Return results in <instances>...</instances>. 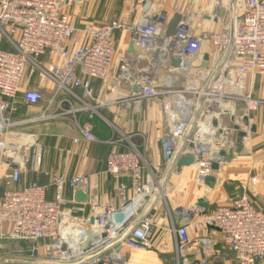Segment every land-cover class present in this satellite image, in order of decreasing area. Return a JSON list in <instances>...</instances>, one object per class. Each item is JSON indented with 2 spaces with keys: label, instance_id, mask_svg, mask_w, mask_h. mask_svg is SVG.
I'll return each mask as SVG.
<instances>
[{
  "label": "built area",
  "instance_id": "obj_1",
  "mask_svg": "<svg viewBox=\"0 0 264 264\" xmlns=\"http://www.w3.org/2000/svg\"><path fill=\"white\" fill-rule=\"evenodd\" d=\"M133 7L134 4L130 5L118 20L100 26L86 23L78 29L62 11L59 0H0V32L10 41L13 35H18L13 50L0 49V153L7 164L0 177L5 187L0 191V237L8 225L10 239L30 242L49 239L58 264H127L121 248L144 250L152 238L150 206L144 213L142 209L157 188L154 176L144 171L138 150L129 147L107 155L106 171L115 179L128 175L132 196L122 195L117 208L95 207L92 225L89 218L74 222L72 212L62 209L66 186L87 194L88 176L68 179L63 174L43 171L46 184L32 182L13 189L21 174L38 171L42 160V148L32 138H25L20 145L12 143L6 134L14 125L10 115L17 108L16 96L28 63H33L45 80H52L59 88H81L84 97L93 95L91 78L99 79L107 89L127 85L133 98L160 97L168 128L162 144L164 166L174 171L180 159L193 155L201 182L213 163L222 162L220 151H226L238 139L237 134L230 136L238 129L220 127L221 118L233 115L236 104L246 115L259 104L248 83L255 75L264 76V0H233L227 7V22L217 32L195 34L190 19L181 18L171 36L165 35L170 19L166 12L144 15L146 22H140L132 18ZM123 30L129 32L140 53L120 54L114 83L108 84L116 49L115 32ZM80 31L88 40L68 45ZM204 42L213 46V55L211 59L209 56L207 67L202 68ZM44 54L54 57L55 62L45 67L33 62L34 57ZM175 57L179 58L176 67L172 65ZM176 76L182 78L179 87L174 85ZM23 99L34 105L44 101L45 96L40 87L28 88ZM122 99L121 95L109 100L98 97L97 104ZM238 120L243 125L242 132L251 131L242 117ZM78 128L84 139L94 138L90 124ZM50 186L54 191L52 199L47 198ZM90 202L97 205L93 198ZM229 203L208 212L196 204L181 207V224L173 230L180 264H190L186 252L191 240L186 228L196 215L197 225L219 233L234 253V264L264 261V211L257 209L245 194ZM85 224L91 233L107 236L98 242L91 238L88 248L82 250L80 245L89 236L83 228Z\"/></svg>",
  "mask_w": 264,
  "mask_h": 264
},
{
  "label": "crops",
  "instance_id": "obj_2",
  "mask_svg": "<svg viewBox=\"0 0 264 264\" xmlns=\"http://www.w3.org/2000/svg\"><path fill=\"white\" fill-rule=\"evenodd\" d=\"M62 11L71 23L78 29L89 23L100 26L120 19L127 8L134 4L132 18L140 21L143 2L146 0H129L126 4L114 0H59ZM150 8L145 13L154 15L166 12L168 16L180 13L182 18H189L195 34L201 32L220 31L227 22L228 4L233 0H149ZM243 2L244 0H237ZM146 18V17H145ZM18 35H13L11 41L0 32V49L13 50ZM88 36L81 31L67 44L70 46L83 44ZM131 41L127 30L115 32V55L109 69L108 84H113L118 69V57L127 52ZM202 52L213 55V46L204 42ZM33 62L47 66L55 62V58L39 55ZM30 66V67H29ZM180 85V76L175 77ZM86 79V78H84ZM93 88L92 97H84L79 87L69 89L59 88L52 80H45L33 63H28L16 96V110L11 113L14 125L6 130L12 143L22 145L25 138H32L42 148L41 166L38 171H24L13 189L35 182L46 184L47 178L42 174H63L71 179L75 176H88V193L72 190L66 186L62 209L72 212L79 220L90 218L95 207L112 205L119 207L122 195L132 196L131 181L123 174L120 179L113 178L106 171L107 155L115 150L135 147L144 166V171L151 173L155 179L157 190L147 197L144 213L150 206L153 215L152 238L144 250L133 251L121 248L127 264H167L166 256L175 257V264H180L176 253V237L174 227L181 224V207H190L202 198L207 202L204 211H211L219 205H228L230 200L247 194L251 203L264 211V77L255 75L248 83L252 94L262 100L257 108L248 115L243 113L240 105H235L233 115H225L219 122L220 127H236L239 129L230 133L235 136L242 131L238 117L248 122L253 130L238 136L234 145L225 151L218 169H210L212 175L210 185L201 182L197 177L196 166L180 164L169 171L164 166L162 144L167 124L160 97L133 98L132 90L121 85L119 88L107 89L96 78L89 79ZM107 85V83H106ZM40 87L45 100L37 104H28L23 99V92L28 88ZM118 95L123 99L115 103L98 105L97 98L113 99ZM125 99V100H124ZM52 115L43 118L42 115ZM90 124L92 140H86L79 132V126ZM78 138V143L74 139ZM7 170V164L0 153V177ZM207 176V175H206ZM205 176V177H206ZM254 179V180H253ZM253 180V181H252ZM120 187H124L122 190ZM0 181V191L4 190ZM253 190V191H251ZM81 192L87 195L86 201H81ZM162 193L160 196L157 195ZM253 193V194H252ZM53 188L47 189V198L52 199ZM97 205H92L91 199ZM198 219L187 225V234L191 240L186 256L190 264H234V253L222 241L219 233L207 227L197 225ZM79 223V222H78ZM9 226H4V237H8ZM2 238V239H3ZM36 249L29 248L25 242L20 243L27 261H8L1 264H58L49 239H40ZM35 242V243H36ZM255 264H264L257 260Z\"/></svg>",
  "mask_w": 264,
  "mask_h": 264
},
{
  "label": "water",
  "instance_id": "obj_3",
  "mask_svg": "<svg viewBox=\"0 0 264 264\" xmlns=\"http://www.w3.org/2000/svg\"><path fill=\"white\" fill-rule=\"evenodd\" d=\"M150 3H151V2H150L149 0H146V1L143 2L142 15H141V17H140V22H146L147 18H145L144 15H145V13L149 10V8H150ZM181 18H182V16H181L180 13H174V14L171 16V18L169 19V21H168V23H167L166 29H165V35H166V36H171V35H174V34H175L176 29H177V25H178V23L180 22ZM127 52H129V53H131V54H139V53H140V52L136 49L135 43H134L133 41H130V42H129V44H128V48H127ZM178 61H179V58H178V57H175V58L172 60V65L175 66V67L178 66ZM208 61H209V54H208V53H204V54H203V62H202V64H201V67H202V68L207 67ZM125 87L128 88V89H130L129 86H127V85H126ZM132 89H133V90H136V87H132ZM215 124H216V123L214 122V125H215ZM235 129H239L238 126H236ZM251 130H253V128H251ZM167 131H168V128L166 129V132H167ZM244 135H245L244 132H242V131H239V132H238V136H244ZM219 154H220L221 157H223V156L225 155V151L221 150ZM193 162H194V156H193V155H190V156L183 157L182 159H180V161H179V165H180V164L191 165V164H193ZM218 167H219V166H218L217 163H213V164L211 165V169H214V170L218 169ZM212 179H213V176H212V175H207V176L205 177V181H204V183H205L206 185L209 186L210 183H211V180H212ZM75 195H79L81 201H83V202L87 200V195L84 194V193L77 192ZM196 205H197L198 207L205 208V207H207V202L204 201L202 198H199V199H197V201H196ZM118 217H119V220H120V219H121V215H119ZM95 219H96V218H95L94 216H91V217L89 218V222H88L89 225H92V224L94 223ZM73 221H74V222H77V223L80 222V220H79L78 217H74V218H73ZM89 225H88V224H85V225L83 226V228H84V230H85V233H86L87 235H89V236H88V239H87L86 241H84V242L80 245V247H81L82 250H85V249L88 248V246H89V241H88V240H90L91 238H93V239L95 240V242H98V241L100 240V238H106V236H107L106 233H102V234L100 235V237L98 236L97 233H91L90 228H89ZM119 249H120V246H117V247H116V250H119ZM0 264H1V261H0Z\"/></svg>",
  "mask_w": 264,
  "mask_h": 264
},
{
  "label": "rangeland",
  "instance_id": "obj_4",
  "mask_svg": "<svg viewBox=\"0 0 264 264\" xmlns=\"http://www.w3.org/2000/svg\"><path fill=\"white\" fill-rule=\"evenodd\" d=\"M114 1L115 2H119V3L124 1L127 4L129 0H114ZM179 82H180V85H181L182 78H181V80ZM174 85H175V87H179V84L177 82ZM257 99H259V98H257ZM260 103H262V100L261 99H259V104ZM251 191H253V190H251ZM161 194L162 193L160 192L157 195L160 196ZM245 195L247 196V194H245ZM3 237H4V235H2L0 237V261H1V263L2 262H5V261H8V259H13L15 261L16 260L17 261H27L29 259L28 257H25V255H24L25 253L22 250L20 251L18 249L21 246L20 243H18L19 242L18 240H13V239H10L9 237H5V238H3ZM37 243L38 242H36V243L35 242H26V244H28V247L29 248H33L34 246H36ZM49 243L51 244V241ZM164 258L166 259V263L167 264H175V257H173V256H166Z\"/></svg>",
  "mask_w": 264,
  "mask_h": 264
},
{
  "label": "trees",
  "instance_id": "obj_5",
  "mask_svg": "<svg viewBox=\"0 0 264 264\" xmlns=\"http://www.w3.org/2000/svg\"><path fill=\"white\" fill-rule=\"evenodd\" d=\"M19 242H25V243H26V242H30V241H20V240H19Z\"/></svg>",
  "mask_w": 264,
  "mask_h": 264
}]
</instances>
